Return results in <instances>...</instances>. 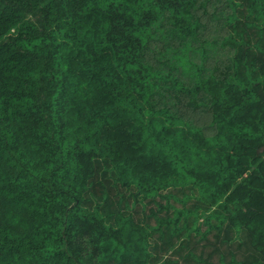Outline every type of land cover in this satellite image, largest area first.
Returning <instances> with one entry per match:
<instances>
[{"label": "trees", "instance_id": "obj_1", "mask_svg": "<svg viewBox=\"0 0 264 264\" xmlns=\"http://www.w3.org/2000/svg\"><path fill=\"white\" fill-rule=\"evenodd\" d=\"M0 264H264V0H0Z\"/></svg>", "mask_w": 264, "mask_h": 264}, {"label": "rangeland", "instance_id": "obj_2", "mask_svg": "<svg viewBox=\"0 0 264 264\" xmlns=\"http://www.w3.org/2000/svg\"><path fill=\"white\" fill-rule=\"evenodd\" d=\"M27 17H28V19H30V20H35V16H34V15L29 14Z\"/></svg>", "mask_w": 264, "mask_h": 264}]
</instances>
